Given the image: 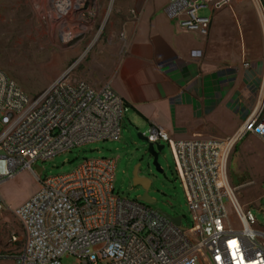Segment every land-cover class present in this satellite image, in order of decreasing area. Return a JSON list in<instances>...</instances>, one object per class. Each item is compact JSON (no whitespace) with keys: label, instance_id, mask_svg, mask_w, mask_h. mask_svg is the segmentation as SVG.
Masks as SVG:
<instances>
[{"label":"built area","instance_id":"1","mask_svg":"<svg viewBox=\"0 0 264 264\" xmlns=\"http://www.w3.org/2000/svg\"><path fill=\"white\" fill-rule=\"evenodd\" d=\"M252 1L264 23V0ZM168 2L178 27L200 37L207 36L211 15L199 12L230 5V0ZM91 3L45 0L38 13L62 44H71L93 26L97 8ZM248 65L241 61L242 67ZM124 108L109 85L94 87L67 74L29 97L0 69V184L23 170L38 180L37 161L89 143L119 140ZM247 135L264 143V70L254 109L232 137L175 140L160 127L142 134L147 144L166 142L171 150L192 226L182 228L181 221L177 225L139 200L115 194V159H85L69 173L42 179L39 190L13 211L22 229L15 263L63 264L60 258L72 255L78 264H264V232L252 228L254 215L236 197L237 189L249 183L235 187L228 176L229 154ZM225 201L240 229L231 226ZM4 210L0 196V213ZM19 241L14 234L9 238L11 245Z\"/></svg>","mask_w":264,"mask_h":264},{"label":"crops","instance_id":"2","mask_svg":"<svg viewBox=\"0 0 264 264\" xmlns=\"http://www.w3.org/2000/svg\"><path fill=\"white\" fill-rule=\"evenodd\" d=\"M99 2L108 3L104 31L78 78L94 87L109 85L149 128H163L175 140L236 132L238 117L256 103L262 71L264 24L252 0L205 10L211 15L205 37L179 28L168 0ZM224 119H230V130L218 136L207 131Z\"/></svg>","mask_w":264,"mask_h":264},{"label":"rangeland","instance_id":"3","mask_svg":"<svg viewBox=\"0 0 264 264\" xmlns=\"http://www.w3.org/2000/svg\"><path fill=\"white\" fill-rule=\"evenodd\" d=\"M91 2L95 3L98 11L91 30L84 40L78 39V42L64 45L58 40L56 29L45 24L39 16L38 12L45 0H0V69L29 97L42 93L63 74L78 78L79 73L86 68L89 58L86 55L102 38L103 20L108 12V3L102 7L99 0ZM204 13L205 10L199 12L200 15H205ZM259 37L261 78L264 70L263 25ZM239 50L241 54V47ZM257 94H254L256 100ZM253 107L249 108L247 114ZM238 118L240 123L244 117ZM220 125L224 126V129L220 128ZM231 125L230 119H224L218 127L207 131L218 136L221 130H230ZM148 129L149 125L145 120L125 106L119 140L89 143L52 159L37 161L34 166L42 168L38 180L30 170H23L12 179L2 182L0 196L4 201L5 210L0 213V264H16L14 257L21 248L22 229L13 211L39 190L42 179L69 173L85 159H115L114 193L129 201H137L144 192L141 186L132 183L133 171L139 165L138 175L151 182L147 193L155 200L151 204L142 201L139 203L152 210H161L172 217L184 216L181 227L192 226L193 214L187 206L167 143L162 142L164 147L157 157L162 169V172H159L153 164V156L147 151V142L138 138V134L146 133ZM228 176L235 187L249 183L237 189L236 197L242 209H249L254 215L256 223L252 228L264 232V144L260 139L247 135L234 145L228 158ZM225 203L231 226L240 229L241 225L232 207L227 201ZM12 234L20 238V241L13 245L9 243ZM60 261L63 264H78L77 258L72 255L62 256Z\"/></svg>","mask_w":264,"mask_h":264},{"label":"water","instance_id":"4","mask_svg":"<svg viewBox=\"0 0 264 264\" xmlns=\"http://www.w3.org/2000/svg\"><path fill=\"white\" fill-rule=\"evenodd\" d=\"M138 138L141 139V140H144L146 142V139L142 136V134H138ZM164 146L162 145H153V144H148L147 146V151L149 152V154L151 156H153V164L155 165L157 171L159 172H162V169L160 167V165L158 164L157 162V157H158V152L161 151L163 149ZM138 166L137 165L133 171V174H132V183L133 185L137 186H141L143 189H144V192L143 194H141L137 200L139 201H142L144 203H147V204H151L153 203L155 200L153 198H151L148 193H147V190H148V187H149V180L146 179V178H142V177H139L137 172H138ZM36 168V171L37 173H40V170L42 168L40 167H37L35 166ZM159 212H161L163 215H165L166 217H168L169 219H171L175 224L179 225L180 224V219L181 217H171L170 215H168L167 213H164L162 212L161 210H158ZM184 217V216H182Z\"/></svg>","mask_w":264,"mask_h":264},{"label":"bare ground","instance_id":"5","mask_svg":"<svg viewBox=\"0 0 264 264\" xmlns=\"http://www.w3.org/2000/svg\"><path fill=\"white\" fill-rule=\"evenodd\" d=\"M264 24V23H263ZM232 137V136H231ZM229 191H230V196H231V198H232V200L233 201H236V197L233 195V193L231 192V190L229 189Z\"/></svg>","mask_w":264,"mask_h":264},{"label":"flooded vegetation","instance_id":"6","mask_svg":"<svg viewBox=\"0 0 264 264\" xmlns=\"http://www.w3.org/2000/svg\"><path fill=\"white\" fill-rule=\"evenodd\" d=\"M158 154H159V153H158ZM158 154H157V155H158ZM137 174H138V172H137ZM138 176H139V175H138ZM139 177H140V176H139ZM150 185H151V182H149V186H150ZM148 188H149V187H148Z\"/></svg>","mask_w":264,"mask_h":264},{"label":"snow or ice","instance_id":"7","mask_svg":"<svg viewBox=\"0 0 264 264\" xmlns=\"http://www.w3.org/2000/svg\"><path fill=\"white\" fill-rule=\"evenodd\" d=\"M229 243L234 245L235 242H229Z\"/></svg>","mask_w":264,"mask_h":264}]
</instances>
